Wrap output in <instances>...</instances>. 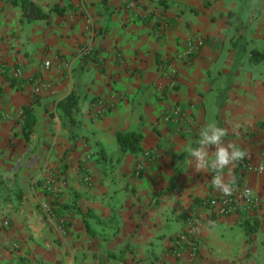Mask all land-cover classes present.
Returning <instances> with one entry per match:
<instances>
[{"label":"crops","instance_id":"1","mask_svg":"<svg viewBox=\"0 0 264 264\" xmlns=\"http://www.w3.org/2000/svg\"><path fill=\"white\" fill-rule=\"evenodd\" d=\"M13 1L0 0V264H264V170L240 172L264 168V0H32L53 10L32 22ZM195 38L204 47L186 60ZM72 93L71 121L61 102ZM176 105L191 132L165 119ZM209 122L246 151L223 178L255 205L227 216L208 204L222 194L213 173L187 163ZM131 131L140 152L117 141Z\"/></svg>","mask_w":264,"mask_h":264},{"label":"built area","instance_id":"2","mask_svg":"<svg viewBox=\"0 0 264 264\" xmlns=\"http://www.w3.org/2000/svg\"><path fill=\"white\" fill-rule=\"evenodd\" d=\"M204 40L202 38H195V39H190L186 45V48L183 51L182 57L186 60H190L199 55L204 47ZM90 52L89 48H85L82 51L83 55H86L87 53ZM45 65L49 67L51 65L50 62H46ZM162 69L170 75L172 78L177 77V70L172 67V65L169 63H165L162 67ZM24 76V72L22 68H15L13 70V77L16 78L17 80L22 79ZM47 83L38 81V84L35 88V92H39L41 88L47 87ZM165 119L167 121H175L178 125L181 131H185L186 133L191 132V129L188 127H185V115L181 109L180 106H175L172 108L168 113L165 114ZM148 155H152L149 153ZM248 169H254L255 171H260L263 172L264 168L262 166H253L249 162L242 161L241 162V169L240 172L244 173ZM142 171V166H138L136 168V174L139 176ZM84 180L86 182H91V177L88 175L84 176ZM45 187L47 190L51 189V183L50 181H47L45 183ZM209 207L211 210H213L215 213L222 215V216H227L232 214L238 205L242 204L245 207H252L255 205V198L253 197L252 190L248 187L241 186V187H236L233 188V192L231 196H224L223 194H220L219 196L212 198L208 202ZM42 212L43 214L48 218H53L54 217V209L53 207L48 204V203H43L41 205ZM4 226H9L10 222L8 220L3 221ZM59 228L61 231L65 234L66 233V226H65V221H61ZM180 240L183 241H188V236L183 234L180 238ZM192 248H196L195 244L191 242Z\"/></svg>","mask_w":264,"mask_h":264},{"label":"clouds","instance_id":"3","mask_svg":"<svg viewBox=\"0 0 264 264\" xmlns=\"http://www.w3.org/2000/svg\"><path fill=\"white\" fill-rule=\"evenodd\" d=\"M229 135L227 128L216 122L206 123L200 130L195 146L187 149L188 165H192L197 172L213 173L211 183L224 196H231L235 181H224V170L242 161L246 151L237 143H225ZM210 150L213 158L209 159Z\"/></svg>","mask_w":264,"mask_h":264},{"label":"trees","instance_id":"4","mask_svg":"<svg viewBox=\"0 0 264 264\" xmlns=\"http://www.w3.org/2000/svg\"><path fill=\"white\" fill-rule=\"evenodd\" d=\"M13 2L15 5L19 4L23 8L24 17H25L26 21H28V22L41 20V19L48 20L50 18L51 11H53V10L44 11L38 5H36L32 0H14ZM90 52L87 53L86 55L90 54ZM255 55H253L254 60H256ZM261 57H263V56H261ZM192 59H195V56ZM192 59H190V60H192ZM256 61H259V60H256ZM7 78L12 81V84L15 83L12 78H10L8 76H7ZM34 103H35V101L32 102L31 104L23 107L22 131H23L24 139L26 141L30 140V136L33 132V127L36 123V116H35L34 108H33ZM61 105L63 107L65 115L68 116V118L72 121L73 115L78 109V98H77V96L74 93H72L63 102H61ZM168 112H166V113H168ZM179 131H181L180 128H179ZM141 140H142V134L140 132H137V131H131V132H126V133L118 132L117 133V141H118L119 145L121 146L122 151H124V152H126V151H130L133 153L140 152L142 150ZM237 177L240 179L239 173L237 174ZM247 227L248 228L246 231L248 234H251L254 232V228H252L253 227L252 225L247 224Z\"/></svg>","mask_w":264,"mask_h":264}]
</instances>
